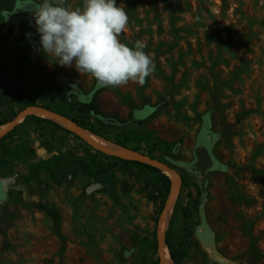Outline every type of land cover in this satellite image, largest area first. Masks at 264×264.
I'll return each mask as SVG.
<instances>
[{"label": "rangeland", "instance_id": "rangeland-1", "mask_svg": "<svg viewBox=\"0 0 264 264\" xmlns=\"http://www.w3.org/2000/svg\"><path fill=\"white\" fill-rule=\"evenodd\" d=\"M28 2L42 0H0V124L29 112L0 138V264H162L166 230L178 264H264V0H116L129 18L119 40L142 41L155 65L143 84L97 94L98 112L117 124L67 102L61 79L85 93L97 82L44 55ZM19 19L32 21L25 38ZM23 86L37 105L170 167L182 193L162 232L152 197L171 188L170 173L118 162L41 122L40 107H24ZM203 130L211 164L201 174L193 164Z\"/></svg>", "mask_w": 264, "mask_h": 264}, {"label": "clouds", "instance_id": "clouds-1", "mask_svg": "<svg viewBox=\"0 0 264 264\" xmlns=\"http://www.w3.org/2000/svg\"><path fill=\"white\" fill-rule=\"evenodd\" d=\"M65 0H42L32 16L45 56L61 67H75L90 74L99 87H118L129 81L143 84L155 65L146 45L122 43L119 35L128 24L123 3L116 0H83L75 9L64 7ZM31 35V34H28Z\"/></svg>", "mask_w": 264, "mask_h": 264}, {"label": "trees", "instance_id": "trees-1", "mask_svg": "<svg viewBox=\"0 0 264 264\" xmlns=\"http://www.w3.org/2000/svg\"><path fill=\"white\" fill-rule=\"evenodd\" d=\"M36 5H38V3H34L33 4L32 2H28V3L23 4V8L34 9ZM22 20H26L27 21V23L25 25H23V27H22L23 30H26V31H25V33L23 32L24 35L21 34L25 38L27 30L29 29L30 25H32V21H30L29 19H22ZM21 35H19V33H18V36H20L22 38ZM19 39L20 38H18V40ZM60 82H61V84L63 86L62 94L65 97V99L67 100V102H70V101L74 100L77 103L75 105H80L82 110L84 112H87V114L90 117H95L96 119H99V120H101V121H103L105 123H108V124H117V123H119L118 120H116V119L109 118V117H106V118L102 117L100 115V113L98 112V110H97V106L95 104V98H96L97 94L102 90V87L96 86L94 88V90L90 91L89 93H85V92H83V90L79 86H77L74 83H71L67 79L66 80L65 79H63V80L61 79ZM35 89L38 90L39 92H41L43 90V85L42 84H37ZM21 93H22V96L25 99H27V101L25 103H23L25 108H27V107H40L41 109L47 110V111L52 112V113H56L57 115L61 116L62 118L70 120L72 123H75V125L80 126V124L77 122L76 119L68 117V116L64 115L60 111H55V110H52V109H50L48 107H42V106L37 105V103L34 101V99H30V91H28L24 86L22 87ZM149 110L150 109L148 107H143L141 109L140 108H135L133 110V112H132L131 117H132V119L135 118L137 120H140L141 118H143V116L146 115V113ZM19 111H21V109H19ZM16 114H17V112H16ZM37 118L41 122H47L50 125H52L53 127L62 128V126L58 122H56L54 120H51L49 118H44V117H37ZM0 125H2V124H0ZM6 134H7V132L3 136H5ZM123 147H125V146H123ZM134 151L139 152L137 150H134ZM194 154H195V161H194V164H193V168H194L195 171H199L201 174H203L204 170L209 168L210 164H211V158L208 155L206 146L202 145V146L197 147L195 149V153ZM114 158H116V160L118 162L126 163V164H129L131 166H135V165L149 166V165H147V163H145L143 161H139L137 159L122 158V157L116 156V155L114 156ZM151 168H153L154 170L160 172L167 179V176L164 175L163 171L160 168H157V167H154V166H151ZM180 178H181V176H180ZM169 193H170V189L168 187L166 192H165V194L161 198L156 199V197H152L153 200L157 201V205L155 206V210H156L155 212H156V216L158 218L161 216V214H162V212L164 210V207H165V204H166V201H167ZM181 193H182V190L180 189V191L178 192V195H177V199H176V202H175V205H174V209H175V206H176L177 202L180 199ZM46 213L52 218L55 230H58L59 223H60V218L57 215V213L54 212V211L48 210V209H46ZM164 243H165L166 247L169 250V254L171 256V259L176 264H178V261H177V259L175 257V254H174L173 250L171 249V247L169 245L168 230L165 231ZM157 264H161L160 263V258H158Z\"/></svg>", "mask_w": 264, "mask_h": 264}, {"label": "bare ground", "instance_id": "bare-ground-1", "mask_svg": "<svg viewBox=\"0 0 264 264\" xmlns=\"http://www.w3.org/2000/svg\"><path fill=\"white\" fill-rule=\"evenodd\" d=\"M36 114L40 117L49 118L51 120H54L67 129L74 130L77 134L82 136L88 143L95 145V146L107 151L108 153H111V154H114V155H117V156H120L123 158H134V159L140 158V154L137 153L136 151L130 150L126 147H123V146H121L115 142H112V141L106 140L104 138L98 137L95 134H93L92 132L85 130L83 128H80L78 126H75V125H73L72 122L65 120V119H62L55 114H52L50 112L48 113L44 110H37ZM10 129H11V126L8 124L0 125V138L6 132H8ZM207 142H208L207 141V134H206V131L203 130L201 132L200 136L198 137V144L206 146ZM170 179H171L170 193L168 195L164 210H163L161 216L159 217L158 229L160 232H162L164 230V227L168 223V219H169L170 214L172 212L173 204L176 200L177 193H178V187H179V183H180L179 177L174 173L170 174ZM199 230L201 233H204L205 227L202 226V227H200ZM205 232H207V230H205ZM204 238L207 242L210 241L208 235ZM161 260L164 264H171L172 259H171V256L169 254V251L166 248H164V250H163V254L161 255Z\"/></svg>", "mask_w": 264, "mask_h": 264}, {"label": "water", "instance_id": "water-1", "mask_svg": "<svg viewBox=\"0 0 264 264\" xmlns=\"http://www.w3.org/2000/svg\"><path fill=\"white\" fill-rule=\"evenodd\" d=\"M39 110H44V109H39ZM44 111H46V112H48L49 113V111H47V110H44ZM27 113H29L28 111H24V112H22V113H20L17 117H15V118H13L9 123H8V125H10L11 126V128L14 126V125H16V123L19 121V119L20 118H22V117H24ZM50 113H52V112H50ZM52 114H55V115H57L56 113H52ZM57 116H59V115H57ZM60 118H62L61 116H59ZM62 119H64V118H62ZM65 120H67V119H65ZM69 121V120H68ZM73 125H75V124H73ZM76 126V125H75ZM101 149V148H100ZM103 150V149H102ZM105 151V150H104ZM107 152V151H106ZM117 156V155H116ZM123 158V157H122ZM131 159H134V158H131ZM143 160V161H146V162H149V163H151V164H153V166H156V167H158V168H161L163 171H165V172H169L170 174L171 173H173V171L170 169V167L167 165V164H165V163H163V162H161V161H159V160H157V159H152V158H150V157H146V156H143V155H140V158L139 159H137V160ZM175 174V173H174ZM179 181H180V179H179ZM96 186V185H95ZM95 186H92V188L90 187L89 189H93V187H95ZM179 188V187H178ZM171 189V188H170ZM157 238H158V241L160 242L161 240H162V237H161V235H157ZM163 254V249H161L160 250V257H161V255ZM163 264V263H162Z\"/></svg>", "mask_w": 264, "mask_h": 264}, {"label": "flooded vegetation", "instance_id": "flooded-vegetation-1", "mask_svg": "<svg viewBox=\"0 0 264 264\" xmlns=\"http://www.w3.org/2000/svg\"><path fill=\"white\" fill-rule=\"evenodd\" d=\"M23 22V23H22ZM27 23L26 20H22V19H19L18 22H17V26H18V33L19 35L23 34L24 30H23V25H25Z\"/></svg>", "mask_w": 264, "mask_h": 264}]
</instances>
